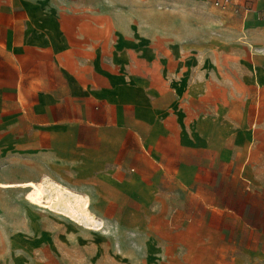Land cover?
<instances>
[{
    "label": "crops",
    "instance_id": "obj_1",
    "mask_svg": "<svg viewBox=\"0 0 264 264\" xmlns=\"http://www.w3.org/2000/svg\"><path fill=\"white\" fill-rule=\"evenodd\" d=\"M214 1L0 0V264H262L264 0Z\"/></svg>",
    "mask_w": 264,
    "mask_h": 264
},
{
    "label": "bare ground",
    "instance_id": "obj_2",
    "mask_svg": "<svg viewBox=\"0 0 264 264\" xmlns=\"http://www.w3.org/2000/svg\"><path fill=\"white\" fill-rule=\"evenodd\" d=\"M48 179L47 176L45 180L36 183L32 181L18 183L19 186L27 188L24 198L30 203L62 214L85 228L92 230L102 228V220L89 208L87 195Z\"/></svg>",
    "mask_w": 264,
    "mask_h": 264
},
{
    "label": "built area",
    "instance_id": "obj_3",
    "mask_svg": "<svg viewBox=\"0 0 264 264\" xmlns=\"http://www.w3.org/2000/svg\"><path fill=\"white\" fill-rule=\"evenodd\" d=\"M229 0H215L214 4L219 6H224L226 3H228Z\"/></svg>",
    "mask_w": 264,
    "mask_h": 264
},
{
    "label": "rangeland",
    "instance_id": "obj_4",
    "mask_svg": "<svg viewBox=\"0 0 264 264\" xmlns=\"http://www.w3.org/2000/svg\"><path fill=\"white\" fill-rule=\"evenodd\" d=\"M76 223V222H75ZM78 224V223H77ZM80 225V224H79ZM82 226V225H81ZM263 227H264V222H263ZM0 243H2V241H0ZM263 244H264V241H263ZM263 259V258H262ZM262 264H264V259L263 261L261 262Z\"/></svg>",
    "mask_w": 264,
    "mask_h": 264
}]
</instances>
